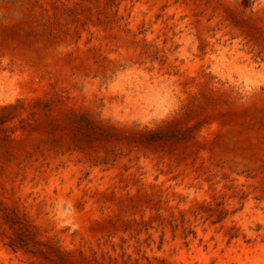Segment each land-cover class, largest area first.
I'll return each instance as SVG.
<instances>
[{"label": "rangeland", "instance_id": "rangeland-1", "mask_svg": "<svg viewBox=\"0 0 264 264\" xmlns=\"http://www.w3.org/2000/svg\"><path fill=\"white\" fill-rule=\"evenodd\" d=\"M0 264H264V0H0Z\"/></svg>", "mask_w": 264, "mask_h": 264}]
</instances>
